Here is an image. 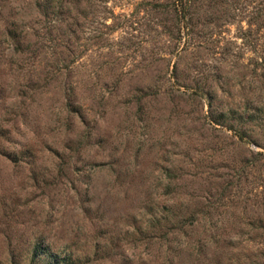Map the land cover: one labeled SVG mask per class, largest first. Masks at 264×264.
<instances>
[{
	"label": "rangeland",
	"instance_id": "rangeland-1",
	"mask_svg": "<svg viewBox=\"0 0 264 264\" xmlns=\"http://www.w3.org/2000/svg\"><path fill=\"white\" fill-rule=\"evenodd\" d=\"M193 10L0 0V264H264V0Z\"/></svg>",
	"mask_w": 264,
	"mask_h": 264
},
{
	"label": "trees",
	"instance_id": "trees-1",
	"mask_svg": "<svg viewBox=\"0 0 264 264\" xmlns=\"http://www.w3.org/2000/svg\"><path fill=\"white\" fill-rule=\"evenodd\" d=\"M173 9L177 16L184 20V25L192 24L194 0H171ZM222 115V113H220Z\"/></svg>",
	"mask_w": 264,
	"mask_h": 264
}]
</instances>
